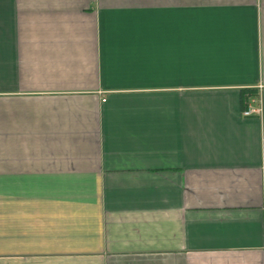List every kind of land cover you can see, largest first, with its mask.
<instances>
[{
    "label": "crops",
    "instance_id": "0c3cea01",
    "mask_svg": "<svg viewBox=\"0 0 264 264\" xmlns=\"http://www.w3.org/2000/svg\"><path fill=\"white\" fill-rule=\"evenodd\" d=\"M0 264H264V0H0Z\"/></svg>",
    "mask_w": 264,
    "mask_h": 264
},
{
    "label": "built area",
    "instance_id": "2783aa9c",
    "mask_svg": "<svg viewBox=\"0 0 264 264\" xmlns=\"http://www.w3.org/2000/svg\"><path fill=\"white\" fill-rule=\"evenodd\" d=\"M104 102L106 101V99L103 100ZM262 112V107L259 106V107H253L252 105H248L247 109L244 110L243 112V116L244 117H250L254 114L256 115H260Z\"/></svg>",
    "mask_w": 264,
    "mask_h": 264
}]
</instances>
